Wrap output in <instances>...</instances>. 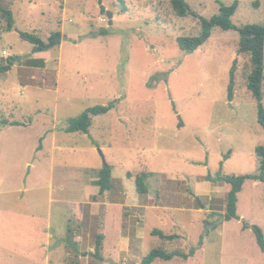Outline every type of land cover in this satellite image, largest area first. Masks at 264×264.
I'll return each mask as SVG.
<instances>
[{
	"label": "rangeland",
	"instance_id": "obj_1",
	"mask_svg": "<svg viewBox=\"0 0 264 264\" xmlns=\"http://www.w3.org/2000/svg\"><path fill=\"white\" fill-rule=\"evenodd\" d=\"M185 1L196 15L210 19L235 0ZM237 1L234 26L264 25V0ZM102 6L113 15L111 25L100 14L98 0H0V8L13 13L15 27L7 31L0 15V67L19 58L9 71L0 72V264H27L31 259L44 264L47 255L50 264H79L73 243L64 239L66 230L76 226L72 217L71 222L65 218L72 206L58 199L79 198L80 183L90 177L86 167L95 160L114 166L111 188L113 182L126 181L139 197L146 195H137L134 180L125 179L127 172L144 174L147 190L150 178L158 182L162 172L173 174L184 181L191 199L208 174L257 171L254 150L264 146V127L246 88L248 58L236 53L238 32L214 28L201 47L185 53L177 38L198 36L200 22L173 16L168 0H102ZM18 31L56 45L45 51L51 57L43 68L32 67L31 59H43L32 58L31 44L22 41ZM54 33L61 42L54 43ZM262 93L264 108V81ZM109 103L114 106L107 114L92 117L88 134L67 133L71 120ZM5 120L19 124L4 125ZM101 146L106 148L102 155ZM185 158L190 159L187 164ZM222 185L225 193L219 189L210 199L201 198L194 206L197 213L185 204L142 211L144 235L133 246L132 257L108 251L103 260L90 257L89 264H136L154 249L189 255L196 248L187 260L156 259L152 264H264V251L251 228H260L264 237V183L245 181L237 195L239 219L218 223L224 218L228 191ZM19 213L35 214L30 222L36 237L24 247L25 259L14 255L19 245L12 215ZM114 223L117 228V217ZM116 228L106 229L105 252L119 238ZM151 229L178 237L162 239L150 234ZM19 230L20 237H26L27 230Z\"/></svg>",
	"mask_w": 264,
	"mask_h": 264
},
{
	"label": "crops",
	"instance_id": "obj_2",
	"mask_svg": "<svg viewBox=\"0 0 264 264\" xmlns=\"http://www.w3.org/2000/svg\"><path fill=\"white\" fill-rule=\"evenodd\" d=\"M55 46L56 45L51 46V49ZM31 56L33 59H43L44 63L47 64L51 54L50 52H43L31 54ZM178 127L182 128L183 126L180 124ZM98 146L99 145L93 147V149L96 150ZM100 149L101 153H103L106 148L101 146ZM188 161H190L189 158L183 159V163L185 164H187ZM33 167L34 164H31V169ZM103 167H105L104 164H102V162L98 163L96 160L95 165H89L86 167L90 177L87 181L80 183L78 199H58L60 204H70L72 206V212L69 214V217H64L69 222H71L70 218L72 217V222L76 223V226L74 230H70V228L66 230L64 239L67 243H69V239L73 243L77 251L76 257L79 264H81L82 261H85V264H89L90 257H92L95 253V229L97 231V237H102L100 250L102 253V260L105 258V253L110 255L108 251H111L112 253L117 251L123 256L126 255L128 259L133 255V246L137 245L139 239H142L144 235L141 219L144 221L145 218L141 214L142 211H155L154 209H164V211H167L172 207H179L180 205L185 204L187 205V210L197 213L194 206L196 203L200 204L201 198L208 197L210 199L212 194H217L219 192V189H222L223 193H225V189L221 183H212L210 181L200 179L203 183H198L196 189L191 195V199H189L188 193H186L184 189V181L175 178L173 174H166L162 172L158 182L153 181V178H150L151 186L148 187V193L145 194L146 196L144 197L136 195L133 196L127 188L126 181L119 183L112 181V188L100 195L99 188L94 185V182L98 179V172ZM113 167L114 166H112V168ZM181 173L186 174L185 170ZM126 174L125 179L131 183L134 180V177L132 176L131 178H128ZM48 186L50 189L49 195L51 197V190L53 189L51 181ZM25 190H27V188ZM49 200L52 201L51 198ZM199 208L200 211L204 210V207L202 208L199 206ZM116 217L119 224L117 228L114 223ZM34 218L35 214L30 213L12 215L14 222L13 226L15 231L18 233L15 237V242L19 245V249H17L16 253H14L18 259H22L25 256V254H22L25 250H27L24 247L28 248V246L35 241V226L30 222L34 221ZM46 221H48V229H50L51 210L48 211ZM112 221L113 225L110 223ZM136 221H139V223ZM137 224L139 227H137ZM22 228H25L28 232L24 238H21L19 235V229ZM108 228H116L119 238L116 241L114 248L111 250L108 249L105 252L104 248L107 241L106 229ZM153 230L155 229L150 230V234ZM69 231L72 232L70 234V238H68ZM48 237L51 238L49 235ZM48 243L49 242L47 241V244ZM127 259H125V261H127ZM43 262L44 264H50L51 259L48 255L44 257ZM139 262L140 260L136 264H139ZM125 263L126 262H123V264ZM27 264H35L34 259L27 261ZM73 264H76V262H73Z\"/></svg>",
	"mask_w": 264,
	"mask_h": 264
},
{
	"label": "trees",
	"instance_id": "obj_3",
	"mask_svg": "<svg viewBox=\"0 0 264 264\" xmlns=\"http://www.w3.org/2000/svg\"><path fill=\"white\" fill-rule=\"evenodd\" d=\"M238 6V1L235 0L229 6H221L219 13L210 19H204L199 17L194 12L191 11L190 6L185 0H168V8L171 14L177 18H185L187 16H192L199 20L201 31L198 36L193 37H179L177 38V45L179 49L185 53H191L196 51L201 47L211 36V32L214 28H219L224 31L235 30L239 34V40L237 44L236 53L237 55H246L248 60L245 65V77H246V88L249 91L251 97L254 99L257 106V119L258 122L264 127V108L262 105V84L264 81V25L260 24H247L241 27H236L231 23V17L235 14ZM0 15L6 22V30H14V19L13 14L10 10L0 8ZM19 37L22 41L28 42L32 46L31 53H41L51 49L48 43L44 42L38 35L34 33H27L18 31ZM100 35L106 34L105 31H100ZM57 36L53 34L52 38ZM54 46V45H52ZM32 67L43 68L45 63L43 60H30ZM13 65L12 60H8L7 64L0 67V72L9 71ZM235 67H232L229 72V82H228V100L233 99V89H234V74ZM113 103H109L106 106H94L88 108L83 114H81L77 119L71 120L67 125V133H83L88 134L91 127L92 117L105 115L112 108ZM4 125H18L19 123L15 121H3ZM255 157L258 162L257 171L254 174H224L221 170L217 171L215 174H208L205 178L207 181L212 183H221L228 186V191L226 192L224 201V219L225 221L239 219L237 215V195L242 190L243 184L247 180H252L255 182L264 183V146H258L254 150ZM225 158V157H224ZM222 164V163H221ZM111 170L112 166L106 165L103 167L97 175V180L94 185L99 188V194L102 195L104 192L111 189ZM128 178L132 177V173H127ZM134 177L135 190L137 195H145L148 193L147 188L144 184V179H146L144 174H136ZM222 216V215H220ZM255 235V239L262 251H264V237L262 231L258 227H251ZM152 235H157L162 239L172 241L177 238L176 235H166L163 231L155 229L151 232ZM101 240L102 237L98 236L95 243V253L93 256L102 260L100 255L101 250ZM202 242L198 244L201 246ZM197 249V248H196ZM192 250L189 255L179 251L165 252L160 249L151 250L146 254L140 261L139 264H152L156 259H162L165 261H170L175 257L187 260L192 257L195 250Z\"/></svg>",
	"mask_w": 264,
	"mask_h": 264
},
{
	"label": "water",
	"instance_id": "obj_4",
	"mask_svg": "<svg viewBox=\"0 0 264 264\" xmlns=\"http://www.w3.org/2000/svg\"><path fill=\"white\" fill-rule=\"evenodd\" d=\"M98 5H99V8H100V14L102 16H105L107 19H108V24L111 25L112 24V19H113V15L112 13H110L109 11H107L103 6H102V0H98ZM62 41V37L61 36H56L55 37V41L54 43H59ZM30 57V55H28L26 58ZM19 58H16L13 62H16L18 61ZM98 152L102 155L101 151L98 150ZM103 157V156H102ZM106 166V165H105ZM203 208V207H202ZM224 220L223 217L220 218V220L218 221V223L222 222Z\"/></svg>",
	"mask_w": 264,
	"mask_h": 264
},
{
	"label": "built area",
	"instance_id": "obj_5",
	"mask_svg": "<svg viewBox=\"0 0 264 264\" xmlns=\"http://www.w3.org/2000/svg\"><path fill=\"white\" fill-rule=\"evenodd\" d=\"M6 53L4 52L3 55H5Z\"/></svg>",
	"mask_w": 264,
	"mask_h": 264
}]
</instances>
